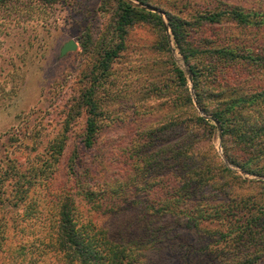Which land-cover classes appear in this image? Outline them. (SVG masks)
<instances>
[{"label":"trees","instance_id":"obj_1","mask_svg":"<svg viewBox=\"0 0 264 264\" xmlns=\"http://www.w3.org/2000/svg\"><path fill=\"white\" fill-rule=\"evenodd\" d=\"M23 1L48 7L66 0H0V7ZM101 1L102 11L110 14L111 20L102 37L91 44L96 56L86 73L88 84L71 104L63 131L49 142L48 156L25 170L17 159L0 165V264H46L47 260L48 264H138L145 254L185 228H196L212 237L208 236L211 241L207 245L213 246L210 256L195 264H257L264 257V198L240 190L248 183L264 187V180L244 178L220 154L207 156L199 147L201 138L218 131L205 113L221 124L227 161L246 173L264 177V87L254 84V89L247 90L243 80L246 75L239 68L254 61L258 71L264 73V49H235L205 36L197 38L191 35L192 21L166 11L176 48L190 65L198 108L185 71L173 59L163 17L126 0ZM226 13H201L197 23L219 22ZM258 13L261 16L257 21L254 16ZM228 14L245 27L264 25V11L233 9ZM140 22L157 30L158 46L169 56L173 79L181 88L174 101L180 114L146 123L139 131L142 140L132 151L134 162L119 163L112 174H107L109 167L103 165V159L98 161L93 154L89 160L85 155L97 148L107 113L99 93L108 85L113 64L127 47L130 28ZM83 43L88 51L90 44ZM150 90L161 93L165 89L154 83ZM81 112L86 114L82 146L74 150L68 166L77 195L66 194L55 200L49 236L41 235L39 242L18 246L16 250L23 256L6 261L2 255L7 252L11 228H18L35 212L31 191L39 182L49 187L70 127ZM128 152L131 155V148ZM134 188H142L147 197L139 237L125 238L99 227L93 214L103 213L113 203H138ZM28 201L29 208L20 215L17 210ZM80 201L92 212L87 219Z\"/></svg>","mask_w":264,"mask_h":264},{"label":"rangeland","instance_id":"obj_2","mask_svg":"<svg viewBox=\"0 0 264 264\" xmlns=\"http://www.w3.org/2000/svg\"><path fill=\"white\" fill-rule=\"evenodd\" d=\"M147 5L158 8L161 12H153L166 21V11L192 21L191 35L197 38L205 36L235 49H264V25L257 27L250 24L245 27L228 14L233 9L262 12L264 0H153ZM223 11L227 13L219 22L201 26L197 23L201 13ZM260 16L258 13L254 19L258 21ZM110 20V14L102 11L101 0H66L48 7L23 1L0 7V165L12 158L17 159L21 169L25 170L40 158L48 156L49 142L63 131V121L70 112L71 104L88 84L86 73L96 56L91 44L106 32ZM168 33L173 59L188 78L190 65L176 48L170 28ZM70 39L78 42V48L61 56V47ZM159 40L157 30L149 23L140 22L131 27L127 47L114 62L108 85L99 93L107 113L97 148L92 153L88 151L85 158L90 160L95 154L98 161L103 159V165L109 167L107 174H112L119 163L134 162L135 153L132 154V151L142 140L139 131L146 123L150 125L171 113L174 116L180 114L174 101L181 88L173 79L169 56L158 46ZM83 42L90 44L88 51ZM239 68L246 75L243 80L247 90L254 89L256 84L264 87V73L258 71L259 66L254 61L243 63ZM154 83L165 90L161 93L151 91ZM189 85L194 103L199 108L193 80H189ZM202 114L213 120L218 131L201 138L199 149L207 156L220 154L228 166L248 180H264V177L246 173L227 161L220 122ZM85 115L81 112L70 127L65 151L49 187L39 182L32 189L29 199L36 210L18 228H11L7 252L2 255L6 261L23 256L17 252L18 246L39 242L41 235L49 236L48 231L55 218V200L66 194L77 195L76 181L69 174L68 166L74 150L82 146ZM130 148L131 155L128 152ZM134 189L138 203H113L103 213L93 214L99 227L125 238L139 237L143 232L144 200L147 197L142 188ZM240 192L264 198V193L261 195L264 187L259 183H248ZM28 205L29 201L17 212L24 215ZM80 209L84 218L92 213L89 205L81 201ZM208 236L196 228H185L158 249L145 254L138 264H195L211 254L213 246L207 245L212 237ZM257 264H264V257Z\"/></svg>","mask_w":264,"mask_h":264},{"label":"water","instance_id":"obj_3","mask_svg":"<svg viewBox=\"0 0 264 264\" xmlns=\"http://www.w3.org/2000/svg\"><path fill=\"white\" fill-rule=\"evenodd\" d=\"M126 1H128L129 3H132L135 6L143 7V8L152 10V11H159V12H161L158 8L153 7V6H150V5H147V4H144V3H141V2H139L137 0H126ZM164 21H165V25L167 26V31H169L168 21H166L165 19H164ZM77 48H78V42L75 39H70L67 42H65L63 44V46L61 47V51H60L61 53H60V55L61 56H64L69 51H74ZM187 72H188V78H189V80L192 81V73H191V71L189 69H187Z\"/></svg>","mask_w":264,"mask_h":264}]
</instances>
